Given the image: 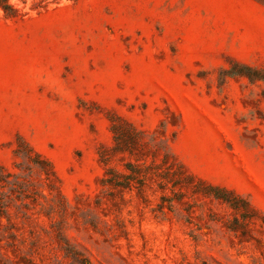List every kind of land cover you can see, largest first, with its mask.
<instances>
[{
    "label": "rangeland",
    "instance_id": "1",
    "mask_svg": "<svg viewBox=\"0 0 264 264\" xmlns=\"http://www.w3.org/2000/svg\"><path fill=\"white\" fill-rule=\"evenodd\" d=\"M1 173L0 264H264V0H0Z\"/></svg>",
    "mask_w": 264,
    "mask_h": 264
},
{
    "label": "trees",
    "instance_id": "2",
    "mask_svg": "<svg viewBox=\"0 0 264 264\" xmlns=\"http://www.w3.org/2000/svg\"><path fill=\"white\" fill-rule=\"evenodd\" d=\"M247 70H249L248 72H252L249 68ZM251 74H254L255 75L256 73H251ZM35 162H38V161L36 160ZM9 176H10L9 174H3V173H1L0 174V183L2 181L7 182L8 184L11 183V181L9 179ZM130 177H131V175H130ZM127 178H129V177H127ZM111 180H115V179L112 178ZM117 182H120V181H117ZM129 182L130 181H126L127 184ZM16 183H20V181L15 180V182H13V184H16ZM6 201H7L6 198L2 195V191H0V211H2L6 207Z\"/></svg>",
    "mask_w": 264,
    "mask_h": 264
}]
</instances>
